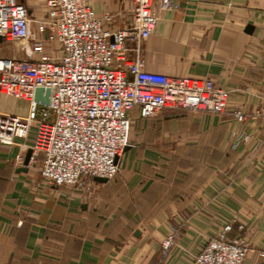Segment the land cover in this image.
Masks as SVG:
<instances>
[{
  "label": "crops",
  "instance_id": "crops-1",
  "mask_svg": "<svg viewBox=\"0 0 264 264\" xmlns=\"http://www.w3.org/2000/svg\"><path fill=\"white\" fill-rule=\"evenodd\" d=\"M18 1L35 29L46 15V0ZM87 2L98 18L121 13L116 27L128 25L134 6L132 0ZM177 3L139 43L144 70L210 78L229 91L227 111L164 109L143 119L132 109V133L116 175L87 189L48 184L37 161L21 169L17 157L24 160L34 128L25 139L1 146L0 264H191L227 223L228 237L240 236L249 246L243 264H262L264 123L250 115L264 104V0ZM126 46L132 57L136 42ZM44 51L60 54L57 42ZM0 57L27 53L18 42L2 40ZM237 106L244 121L230 113ZM27 111V101L0 93V112ZM233 130L252 137L232 148ZM174 227L180 236L163 255L161 242Z\"/></svg>",
  "mask_w": 264,
  "mask_h": 264
},
{
  "label": "built area",
  "instance_id": "built-area-1",
  "mask_svg": "<svg viewBox=\"0 0 264 264\" xmlns=\"http://www.w3.org/2000/svg\"><path fill=\"white\" fill-rule=\"evenodd\" d=\"M132 1L128 25L116 27L119 12L98 18L87 0H46V15L31 30L22 3L0 0L2 40L18 42L27 53L24 58L0 57V93L28 102L25 116L0 112V147L25 139L34 128L29 165L38 160L39 173L50 185L87 189L94 176L114 178L128 140L129 111L134 108L143 119L164 109L227 111L229 91L210 78L144 70L140 41L150 35L160 15L176 9L178 3ZM127 40L136 42L132 57ZM52 42L59 45L56 57L44 51ZM37 87L49 89L48 104L34 100ZM230 113L240 122L247 117L240 106ZM250 118L264 123V104ZM251 137L233 130L231 147ZM17 161L21 164L23 157ZM90 195L87 190L86 196ZM231 229L232 223H227L216 231L191 264H243L249 246L240 236L229 238ZM180 233L174 227L165 236L163 255Z\"/></svg>",
  "mask_w": 264,
  "mask_h": 264
},
{
  "label": "water",
  "instance_id": "water-1",
  "mask_svg": "<svg viewBox=\"0 0 264 264\" xmlns=\"http://www.w3.org/2000/svg\"><path fill=\"white\" fill-rule=\"evenodd\" d=\"M246 31L250 32L252 30V26L251 25H247L246 26ZM2 41V36L0 35V42ZM43 91L45 92L43 94ZM49 89L46 88V89H43L42 87H37L35 88V91H34V100L35 101H39L40 103L42 104H48L49 102ZM127 149V146L124 148V150ZM31 148H28L26 153H25V156H24V160H23V166L21 169H26L27 166L29 165V160H30V157H31ZM93 181L95 182H98V183H105L107 182V179L106 178H103V177H98V176H94L93 178ZM262 264H264V260L262 262Z\"/></svg>",
  "mask_w": 264,
  "mask_h": 264
},
{
  "label": "rangeland",
  "instance_id": "rangeland-1",
  "mask_svg": "<svg viewBox=\"0 0 264 264\" xmlns=\"http://www.w3.org/2000/svg\"><path fill=\"white\" fill-rule=\"evenodd\" d=\"M127 3L130 4L129 1H127ZM130 12H132V11H130ZM130 17H131V15H130ZM115 21L117 22V24H120L121 23V13H120V15L117 16V18H116ZM129 124H130V126L128 128V140H127V142L129 141V138H130L131 133H132V127H133V124L132 123H129ZM37 162H38V160H37Z\"/></svg>",
  "mask_w": 264,
  "mask_h": 264
}]
</instances>
